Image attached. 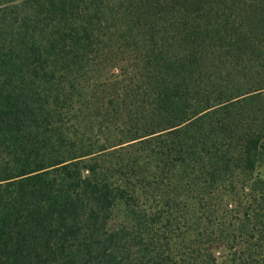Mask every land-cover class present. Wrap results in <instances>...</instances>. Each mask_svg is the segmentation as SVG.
Instances as JSON below:
<instances>
[{
    "label": "trees",
    "instance_id": "1",
    "mask_svg": "<svg viewBox=\"0 0 264 264\" xmlns=\"http://www.w3.org/2000/svg\"><path fill=\"white\" fill-rule=\"evenodd\" d=\"M0 264H264V0H0Z\"/></svg>",
    "mask_w": 264,
    "mask_h": 264
},
{
    "label": "rangeland",
    "instance_id": "2",
    "mask_svg": "<svg viewBox=\"0 0 264 264\" xmlns=\"http://www.w3.org/2000/svg\"><path fill=\"white\" fill-rule=\"evenodd\" d=\"M30 1H32V0H30ZM23 3H24V1H23Z\"/></svg>",
    "mask_w": 264,
    "mask_h": 264
}]
</instances>
